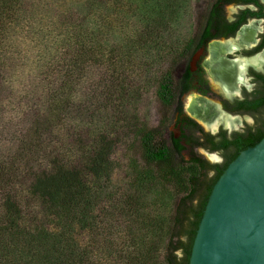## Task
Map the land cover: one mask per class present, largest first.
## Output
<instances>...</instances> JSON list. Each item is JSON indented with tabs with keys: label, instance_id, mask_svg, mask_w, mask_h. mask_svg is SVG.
<instances>
[{
	"label": "trees",
	"instance_id": "1",
	"mask_svg": "<svg viewBox=\"0 0 264 264\" xmlns=\"http://www.w3.org/2000/svg\"><path fill=\"white\" fill-rule=\"evenodd\" d=\"M115 1L0 0V264H98L94 250L102 264H187L209 191L238 154L222 164H208L193 152L182 164L175 161L181 139L165 128L178 88L189 87L174 72L192 51L194 39H188L167 50L175 52L155 79L160 115L138 132L141 168L131 170L121 195L110 189L113 140L104 131L103 109L124 98L133 50L144 63L163 59V47L147 39L174 34L176 12L175 0L155 1L151 9L147 0ZM209 3L190 34L206 33ZM131 32L140 36L136 47L127 38ZM24 78L35 101L18 97ZM187 123L201 134H181L192 148L203 140L211 145L203 148L214 151L242 138L222 136L213 143L214 136ZM263 134L264 127L245 138L251 146ZM103 201L110 205L106 220L126 222L118 229L115 224L116 246L93 214ZM148 206L155 208L147 212ZM86 232L92 235L89 247L81 238ZM97 238L104 241L101 248Z\"/></svg>",
	"mask_w": 264,
	"mask_h": 264
},
{
	"label": "flooded vegetation",
	"instance_id": "2",
	"mask_svg": "<svg viewBox=\"0 0 264 264\" xmlns=\"http://www.w3.org/2000/svg\"><path fill=\"white\" fill-rule=\"evenodd\" d=\"M207 14L206 33L199 29L198 33L187 37L186 40L194 39L192 51L174 69L176 77L183 78L189 87L182 90L185 86L181 85L178 90L183 92L177 90L172 105V107L174 104L178 105L174 112L177 135L172 133L170 135L175 139H181L179 141L183 147L181 152L195 153L198 149L206 154L213 153L212 155L220 157L216 156L218 161L213 160L214 164H222L231 155L250 147L248 139L245 138L247 133L254 130L261 132L264 127V0H210ZM212 43L219 47L217 57L225 63L236 64L235 67L239 71L237 75L239 79L232 96L225 95V92L212 84L210 75L204 67L210 56L209 46ZM185 45L181 44L182 47ZM223 48L225 51L221 53L220 50ZM190 95L204 99L207 104L213 106L217 114L233 122L234 126L217 123L214 133L211 129H205V126L191 117L185 109V103ZM188 121L195 123L202 133L214 136L213 143L222 136L230 140L232 137L242 135L241 141L235 140L231 144L217 147L214 151H208L203 147L210 148L211 145L199 140L202 147L192 148L193 142L187 143L181 138V134L190 135L192 132L193 137H200L201 134L193 132ZM219 161L220 163H217Z\"/></svg>",
	"mask_w": 264,
	"mask_h": 264
},
{
	"label": "rangeland",
	"instance_id": "3",
	"mask_svg": "<svg viewBox=\"0 0 264 264\" xmlns=\"http://www.w3.org/2000/svg\"><path fill=\"white\" fill-rule=\"evenodd\" d=\"M155 1H160L162 5L165 4V0H147V5L150 9L154 6L153 4L155 3ZM206 1L207 0H175L176 12L173 13V19L172 14L170 15L171 18H169V15L166 16L169 19H172L170 25H172L171 27L173 28L174 34H169L167 36L160 35L158 37L148 36L150 38L147 37V42H151L152 47H155L157 49L160 48V46L163 47L162 49H160L166 53L163 56V59H158V61L155 59L151 62L147 61L145 63H149L150 66H145V63L143 62L145 61L144 58L139 59V55H141V52L139 50H133L135 53L134 55H131V58L134 56V61L132 60L134 66L130 68L128 80L123 86L122 94L124 95V98H113L111 100V105H105V109H103L104 111L102 112V124L104 125V131H110L112 135L111 139L113 140L110 159L113 162L114 166L110 176V183L108 185L110 186V189L112 191H115L118 195H121L128 189L130 185L129 183L133 177L131 170H137L141 168V161L139 159V151L137 148L138 132L145 129L146 127L152 126L160 115V108L157 104L156 99L154 98V87L156 77L164 68L167 59L171 57V53L175 52H168L167 50L178 49L181 44L187 39V37L191 33L192 26L195 24V20L198 14L203 11ZM133 6L135 9H137L135 7V3H133ZM164 13L166 14V12ZM139 37L140 36L138 35V33L131 32L129 35H127V38L131 40V47L138 46L136 41ZM153 38H159L160 40L158 41V43H153L152 41L155 42ZM163 52L161 53V55L164 54ZM118 61L121 64V61ZM25 80L26 78L20 79L18 81V88L24 91L18 97L20 98L25 95L26 99H28L29 97L32 98L34 97V93L29 92L31 88L26 85ZM132 90L134 91V95L131 98L130 95ZM18 97L15 101L19 100ZM20 103H26V100L24 102L23 100H21ZM177 109L178 105L174 104L170 112L169 124L165 128L167 133H172L173 135H177V125L176 123H174V112ZM83 136L84 134H82V137ZM195 153L205 160L202 154L204 152L201 153V151L197 149ZM189 154L190 152L183 151L175 156V161L177 162V164H182L184 161H186ZM204 155H206V153H204ZM217 156L219 157V155ZM217 163H220V161ZM181 191V188H179L180 194ZM142 202L147 203L146 200H143ZM109 206L110 205L106 201H103L96 206L93 214L94 216H96V220L98 221L97 226H100V228L107 227L109 229V231H107V233H109L108 237L109 239L114 240L113 243L116 246L118 244L117 235L119 234L116 232V230L120 228L119 226L122 225V223L126 224V222H122L118 218L114 219L113 221L108 219L106 220V212ZM154 208L155 206H148L147 212ZM132 221L133 219L131 218V222ZM115 224H118L117 229H115ZM91 236L92 235L86 232L81 237L82 241L84 243H87L88 247L90 244ZM96 245L97 247L99 246L101 248L105 244L104 241L97 238ZM177 255L179 256L180 252H177ZM93 256H95L96 258L95 262H98V264L103 263V256H101V254L97 250H94ZM158 260L161 261L160 256ZM111 264H113V262ZM114 264L116 263L114 262Z\"/></svg>",
	"mask_w": 264,
	"mask_h": 264
},
{
	"label": "water",
	"instance_id": "4",
	"mask_svg": "<svg viewBox=\"0 0 264 264\" xmlns=\"http://www.w3.org/2000/svg\"><path fill=\"white\" fill-rule=\"evenodd\" d=\"M187 264H264V134L213 183Z\"/></svg>",
	"mask_w": 264,
	"mask_h": 264
},
{
	"label": "bare ground",
	"instance_id": "5",
	"mask_svg": "<svg viewBox=\"0 0 264 264\" xmlns=\"http://www.w3.org/2000/svg\"><path fill=\"white\" fill-rule=\"evenodd\" d=\"M218 50L219 47L215 43H212L209 46L210 56L206 60L204 67L210 75L212 84L216 88H220V90L225 92V95L232 96L234 89H236V83L239 79L237 77L239 71L237 67H235L236 64L230 63V65L219 59L216 55ZM220 51L223 53L225 50L223 48ZM185 109L191 117L203 124L205 129H211L214 131L217 123H223L224 126L229 127L234 126L233 122H230L227 118L217 114L213 106L207 104L206 101L199 96L190 95L185 103ZM208 154H206L208 156L205 155L206 159L212 160V162L213 160H217V155H212L213 153Z\"/></svg>",
	"mask_w": 264,
	"mask_h": 264
}]
</instances>
